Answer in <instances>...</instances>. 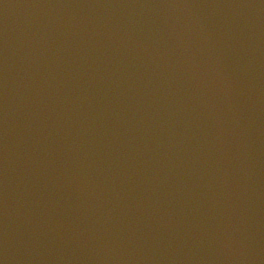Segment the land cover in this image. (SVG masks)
<instances>
[{"label": "water", "instance_id": "1", "mask_svg": "<svg viewBox=\"0 0 264 264\" xmlns=\"http://www.w3.org/2000/svg\"><path fill=\"white\" fill-rule=\"evenodd\" d=\"M0 260L264 264V0H0Z\"/></svg>", "mask_w": 264, "mask_h": 264}, {"label": "clouds", "instance_id": "2", "mask_svg": "<svg viewBox=\"0 0 264 264\" xmlns=\"http://www.w3.org/2000/svg\"><path fill=\"white\" fill-rule=\"evenodd\" d=\"M231 244V237H228L227 239H225L224 241V247L227 248L229 247Z\"/></svg>", "mask_w": 264, "mask_h": 264}, {"label": "snow or ice", "instance_id": "3", "mask_svg": "<svg viewBox=\"0 0 264 264\" xmlns=\"http://www.w3.org/2000/svg\"><path fill=\"white\" fill-rule=\"evenodd\" d=\"M0 264H4L3 260H0Z\"/></svg>", "mask_w": 264, "mask_h": 264}]
</instances>
